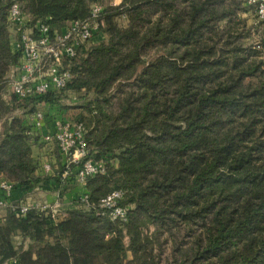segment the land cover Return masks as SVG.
Masks as SVG:
<instances>
[{"label":"trees","instance_id":"1","mask_svg":"<svg viewBox=\"0 0 264 264\" xmlns=\"http://www.w3.org/2000/svg\"><path fill=\"white\" fill-rule=\"evenodd\" d=\"M111 1L0 0V182L17 190L15 204L46 183L60 198L74 192L56 223L37 209L22 220L8 212L30 242L16 259L264 264V22L253 33L246 28L247 0ZM13 3L51 30L103 7L95 44L64 64L65 88L22 105L2 92L19 60L7 21ZM67 92L86 100L75 119L89 158L107 162L106 173L81 189L78 165L66 170L56 150L57 167L38 173L41 144L18 115L32 114L36 102L60 105ZM114 190L124 192V223L98 215Z\"/></svg>","mask_w":264,"mask_h":264},{"label":"built area","instance_id":"2","mask_svg":"<svg viewBox=\"0 0 264 264\" xmlns=\"http://www.w3.org/2000/svg\"><path fill=\"white\" fill-rule=\"evenodd\" d=\"M247 4L253 7L258 20L264 22V0H247ZM102 11L101 4H93L86 20L68 22L60 30H51L49 25L40 19L32 24L30 17L21 7L13 3L9 8L7 21L14 38L13 49L19 54V60L4 82L10 93L7 101L22 105L33 97L65 88L71 75L64 69V64L83 56L90 46L95 44ZM34 107L30 115L24 114V108L19 110V114L31 128L30 133L38 137V144L44 146L46 154L56 150L66 170L70 165H78L75 182L80 189L88 178L106 173L105 160L89 158L86 130L82 122L63 120L58 113H52V107L44 102H36ZM51 170L50 162H41L38 173L46 174ZM66 175L67 171L61 178ZM0 189L4 193V197L0 198V210H7L17 220H22L30 210L37 209L51 222L56 223L61 218V212L67 209L57 191L52 203H41L26 196L15 204L11 201L12 184L1 181ZM123 198L122 190L109 193L100 200L98 215L124 223L128 207L120 205ZM78 200L84 207L88 206L86 195H81Z\"/></svg>","mask_w":264,"mask_h":264},{"label":"crops","instance_id":"3","mask_svg":"<svg viewBox=\"0 0 264 264\" xmlns=\"http://www.w3.org/2000/svg\"><path fill=\"white\" fill-rule=\"evenodd\" d=\"M43 151H45L44 148ZM55 153L54 151L50 154H46L45 152V155L43 154L42 156L39 149L34 150V155H40V162L48 161L51 165L55 163ZM18 195L17 190H13L11 192L12 200H17ZM26 196L37 200L41 199L42 203H52L55 201L56 191L52 190L50 185L46 183L36 188L33 192L28 193ZM73 196L74 192H72V194H66L64 197H61L60 200L64 204L66 199L72 201ZM67 203L68 204H65L66 207L73 206L74 204L69 201H67ZM8 216L7 210H0V264H19L16 256L21 249L27 248L30 242L24 237L26 231L25 224H17L13 220H10Z\"/></svg>","mask_w":264,"mask_h":264},{"label":"rangeland","instance_id":"4","mask_svg":"<svg viewBox=\"0 0 264 264\" xmlns=\"http://www.w3.org/2000/svg\"><path fill=\"white\" fill-rule=\"evenodd\" d=\"M119 0H113L110 3L111 4H118ZM241 18H243L246 21V28L250 29V31L253 33L254 30L256 29V27L258 26V23L261 22L258 20V18L256 17L254 10H248L246 13H242L240 15ZM121 24H124V21H120ZM252 39H256V35L255 33L252 36ZM3 96L5 99V102H8V97L10 95L9 90L7 88V86L3 85ZM86 100H82V95H75L72 93H63L60 97V105H55V107H52L51 112H56L58 113V115L66 121H71V122H75L77 121V119H75V117L81 113V110L79 109V107L85 102ZM19 115V113H18ZM44 146L40 145V147L36 148L39 149L43 154L45 155V151H43ZM39 154V153H38ZM36 154V157H39L40 155ZM55 159L57 158L56 154L54 155ZM55 167H57L56 162H55ZM56 170V168L54 169V171ZM34 200H37L34 198ZM69 202L74 203V201H70V199H66ZM64 201V205L68 204L67 201ZM38 202H41V199L37 200ZM42 203V202H41ZM70 207V206H69ZM118 240L119 242H124V238H123V234L120 233L118 236Z\"/></svg>","mask_w":264,"mask_h":264}]
</instances>
